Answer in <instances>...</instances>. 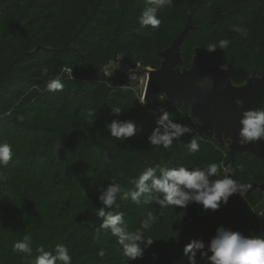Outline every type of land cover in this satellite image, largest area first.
<instances>
[{
    "label": "trees",
    "instance_id": "16d2710c",
    "mask_svg": "<svg viewBox=\"0 0 264 264\" xmlns=\"http://www.w3.org/2000/svg\"><path fill=\"white\" fill-rule=\"evenodd\" d=\"M146 0H0V142L13 157L0 168V264H28L13 245L31 237L33 257L40 246L53 251L67 246L71 264H125L120 246L107 230L99 237V189L113 180L123 190H135L132 180L148 167L189 169L208 163L231 169V177L249 184L246 197H229L217 211L190 203L186 208L136 205L121 200L109 209L123 213L130 231L149 212L156 217L145 239L153 244L143 257L126 264H188L183 248L192 240L207 243L216 229L261 234L264 162L252 153H236L231 162L224 143L201 137L198 152L184 135L170 149L150 146L148 135L161 110L198 133L190 107L157 98L156 111L144 107L126 79L128 70H158L179 33L190 24L178 46V69L190 70L196 51L208 66L230 67L232 86L253 75L264 76V0H174L161 8L157 29L141 28L137 18ZM228 40L226 49L206 51L209 43ZM115 62V64L113 63ZM114 68L105 73V69ZM119 67L116 69L115 65ZM71 67L69 79L62 72ZM62 76V91L48 92L46 83ZM264 105V100L261 106ZM260 106V107H261ZM119 107V115L114 108ZM259 107V108H260ZM90 112L94 113L93 123ZM132 120L136 132L125 141L111 137L107 123ZM263 216V215H262ZM178 232V236L177 233ZM103 251L104 255L99 253ZM210 256L211 253H208ZM195 264H209L199 253Z\"/></svg>",
    "mask_w": 264,
    "mask_h": 264
},
{
    "label": "clouds",
    "instance_id": "9594fccd",
    "mask_svg": "<svg viewBox=\"0 0 264 264\" xmlns=\"http://www.w3.org/2000/svg\"><path fill=\"white\" fill-rule=\"evenodd\" d=\"M174 0H146L145 7L137 18L141 28L157 29L162 21L159 17L161 8L170 7ZM229 41L219 40L217 43H209L206 51L215 52L218 48L223 50L228 48ZM115 64V62H113ZM118 64L115 65L117 69ZM62 72L71 76L72 68L65 67ZM207 85L211 87L209 78H203L199 86ZM64 84L62 76L57 74L55 78L49 80L45 85L48 92L62 91ZM121 109L114 108V114L119 115ZM93 123L94 113L90 112ZM109 135L116 140L125 141L136 132L135 123L132 120H112L107 123ZM156 127L148 135L147 142L150 146L170 149L174 141L180 140L184 135L192 137L187 144L190 153L198 152L200 149V136L194 130L182 123H177L169 112L161 110V114L156 121ZM238 143L243 146L257 141H264V105L258 109L244 111L239 120ZM231 139L227 140L231 144ZM13 157L12 146L7 141L0 142V168L7 166ZM227 171V169H225ZM2 175V174H0ZM135 190H123L121 185L114 180L106 187L99 189L98 200L102 207L97 210V215L102 218V222L97 229L96 236L99 237L102 230H107L116 238V243L120 246L122 255L127 261H135L143 257V252L154 242L151 238L145 239L144 230H149L155 223L156 217L149 212L140 221V227L135 231H130L124 221L123 213H113L109 211L117 204V198L121 200L130 199L136 205L155 203L160 207L186 208L190 203L202 206L204 210L217 211L221 204H227L229 197L239 195L245 198L251 187L249 184L239 183L229 175H221V165L218 163H208L203 167L196 166L191 169L179 167H148L131 181ZM177 236H178V232ZM199 240L190 241L184 248L183 254L188 258V264H195L197 254L201 257L207 256L209 264H264V235L252 234L244 236L239 231H232L219 227L213 238L207 243ZM13 251L24 254L31 258L28 264H71V256L67 246L57 244L53 251H45L43 246L36 249L38 255L33 257L31 237L25 235L22 240L13 245ZM208 253H211L209 256ZM100 256L104 253L101 251Z\"/></svg>",
    "mask_w": 264,
    "mask_h": 264
},
{
    "label": "water",
    "instance_id": "95a60500",
    "mask_svg": "<svg viewBox=\"0 0 264 264\" xmlns=\"http://www.w3.org/2000/svg\"><path fill=\"white\" fill-rule=\"evenodd\" d=\"M191 26L188 25L179 33L171 46L160 54L162 61L158 70L150 71L146 78L142 94L144 107H161L157 98L162 94L166 100L175 101L190 107V114L198 117L202 124L212 129L219 139V143L233 134L230 145V161L236 153L249 152L264 162V141H257L241 146L238 143L239 120L244 111L258 109L264 100V76L255 81L253 75L247 81L245 89L232 86L230 81V67L225 72L220 71L219 62L208 66L205 56L197 53L196 61L191 64L190 70L178 69L180 58L178 46L186 38ZM209 78L211 87L199 86L203 78ZM263 89L258 96L250 95L255 87ZM242 100V105L236 102ZM264 190V185L253 186Z\"/></svg>",
    "mask_w": 264,
    "mask_h": 264
},
{
    "label": "rangeland",
    "instance_id": "374dc122",
    "mask_svg": "<svg viewBox=\"0 0 264 264\" xmlns=\"http://www.w3.org/2000/svg\"><path fill=\"white\" fill-rule=\"evenodd\" d=\"M197 53L195 52V55H194L193 60H192L193 63L196 61ZM113 68H114V64H110L105 69V73H109ZM219 70L222 72H225V69L220 68ZM126 79L128 80V82L132 83L131 87L135 90L136 94L141 95V97H142L144 86H145V81H146V70L139 68V66H137L134 69L128 70L126 73ZM258 79L259 78H256L255 81H257ZM246 87H247V82L245 84H243L242 86L236 87V88L245 89ZM242 103H243L242 100H238L236 102V104L238 106H241ZM146 108L149 110L156 111L159 107L153 108L152 106H147ZM190 117L192 118L191 114H190ZM192 119H194L196 121V123H198L201 126L200 130L197 133L200 137L212 138V139H215L217 142H219V139H218L217 135L214 133V131L212 129H209L207 127V125L202 124V122H200L198 117H193ZM227 140L228 139L226 138V140H224L222 143H224L227 146L228 150L230 151V145L231 144H228ZM225 169H227V171H225V175L231 176V169L229 168V166H227ZM259 190L262 191V193L264 195V190H261V189H259ZM261 207L263 208V213L256 212V214L260 218L263 217L261 232L264 233V203L262 204Z\"/></svg>",
    "mask_w": 264,
    "mask_h": 264
},
{
    "label": "bare ground",
    "instance_id": "6f19581e",
    "mask_svg": "<svg viewBox=\"0 0 264 264\" xmlns=\"http://www.w3.org/2000/svg\"><path fill=\"white\" fill-rule=\"evenodd\" d=\"M146 70V78L150 77V71H148L149 69H145ZM141 72V71H140ZM261 93H263V89L256 86L255 89L252 91V93L250 95H254V96H258L260 95ZM227 139H233V134H230L227 136Z\"/></svg>",
    "mask_w": 264,
    "mask_h": 264
},
{
    "label": "built area",
    "instance_id": "2783aa9c",
    "mask_svg": "<svg viewBox=\"0 0 264 264\" xmlns=\"http://www.w3.org/2000/svg\"><path fill=\"white\" fill-rule=\"evenodd\" d=\"M141 102L143 103V99H142V97H141ZM144 104V103H143Z\"/></svg>",
    "mask_w": 264,
    "mask_h": 264
}]
</instances>
